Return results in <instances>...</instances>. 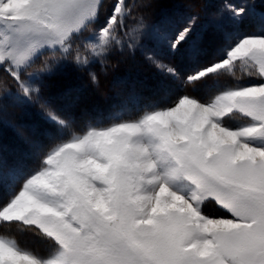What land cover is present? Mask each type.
<instances>
[{"label": "snow or ice", "instance_id": "snow-or-ice-1", "mask_svg": "<svg viewBox=\"0 0 264 264\" xmlns=\"http://www.w3.org/2000/svg\"><path fill=\"white\" fill-rule=\"evenodd\" d=\"M198 2L181 0V11L148 26L142 16L125 24L137 6L128 0H109L103 20L105 0H0V123L9 126V106L30 105L47 125L24 138L34 168L14 159L5 171L0 155V184L9 187L0 225L51 244L39 254L0 233V264H264V0H223L204 25L182 10ZM246 19L258 31H241ZM226 21L224 46L200 63L194 33ZM125 48L141 50L180 93L138 117L79 131L41 97L40 83L63 61L87 67ZM237 67L258 82L217 85L204 99L183 91L235 78ZM11 126L22 136L25 126ZM208 203L222 214H205Z\"/></svg>", "mask_w": 264, "mask_h": 264}, {"label": "rangeland", "instance_id": "rangeland-1", "mask_svg": "<svg viewBox=\"0 0 264 264\" xmlns=\"http://www.w3.org/2000/svg\"><path fill=\"white\" fill-rule=\"evenodd\" d=\"M108 2L109 0H105V6L100 10V20H103L106 14ZM222 2L223 0H199V2L195 4V6L189 7L186 5L182 10L186 13L198 14L201 18L200 24L204 25L206 21L211 18V14L217 10L218 6ZM233 2H238V0H233ZM180 3L181 0H128V4L130 7L133 4L137 6L132 8V16H130L125 21V24L132 25L136 23V18L142 16L143 22L146 25L151 26L153 24H156L164 14L172 11H181V9L178 7ZM95 27L96 25H91L90 29ZM231 30V24L226 21L225 27L220 31H213L211 29L206 30L204 27H198L197 32L194 33V37L197 41L201 39L200 37L202 36V34H205V36L208 37V44L212 45V49L210 51V53H212V59L215 56L217 50L224 46L226 42V34ZM240 30L243 32L251 33L258 31V28L256 25L252 24L246 19L240 25ZM85 35H87V33H85ZM152 50L158 51V49L155 48ZM208 52L209 51H207V53ZM50 56L51 53L46 50L43 56L37 58L35 64L33 65V69H30L29 71H32L36 67H38L44 57ZM165 62L175 63L174 59L167 57L165 58ZM49 63H53V61L50 59ZM90 73H94L97 77L96 83H93L91 81L89 75ZM123 75L129 77L128 80L130 81V84H125L126 82L124 83L120 81V77ZM69 82L77 83L80 85L82 84L90 88L91 92L87 91V93L88 100L92 102L102 101L103 103H107L111 98L109 94L118 92L119 95L117 94L118 96H114L113 99H123L124 94H128L129 96L127 99H129L137 94V96L147 99L146 101L149 102V107H164L181 91L178 87H166V85L168 84V78L145 61L143 52L141 50H137L133 55L127 50V48H125V50L122 52L119 50H113L102 61L98 60L87 67H75L70 61H63L61 67L53 71L51 75L46 76L40 83L39 86L41 89V97L45 101H47L46 95L48 91H50L51 89H59L61 87H64ZM255 82H258L256 77H249L245 75L242 69L237 67L235 78L230 76H221L218 77L215 81L210 80L203 85L197 86L195 88L189 87L183 89V91L191 96L197 97L199 99H204L208 95L209 90L213 87H216L217 85L224 86L234 84H249ZM122 93L123 97L121 96ZM127 99H125L121 103L122 105L120 108L109 112L106 123L101 124L97 121L89 124L107 125L113 122V120L115 119L135 118L141 115L143 111L140 113L132 112L131 105L127 102ZM55 103L60 102H49L51 107H53L55 110L62 114H66L64 111H62V108L58 106L59 104ZM61 103H63L62 105H65L66 102L62 101ZM7 111V120L9 121V126H5L0 123V144H24L27 149H31L29 145L24 142V138H37V133H35L36 135H34V133H31L29 130L23 128L22 136H17L16 129H14L11 125L19 126V121L21 119L20 117H18L19 115L31 114L33 116L32 119L35 118L44 120L38 106H9ZM226 122L232 126H236V124L242 123V121L230 120ZM43 125L46 127V122ZM43 125L40 126L43 127ZM74 127L78 131L86 128L84 127L81 129V127L78 125H74ZM45 141L47 140H42V142ZM4 152L6 153V146L5 148H0V155L3 156L6 162L4 170L7 171V165L13 161V158L5 156ZM15 186L18 187V183ZM0 188L2 190H0V201L2 202L6 200L9 195L8 182L0 184ZM203 211L209 216H219L222 214V211L218 209L217 206L213 203L206 204ZM2 226L3 225H0V233H4L9 235L10 237H14L19 242L20 246L29 248L39 254H46L50 251V242L42 236L36 235L34 232L29 230H17L15 225H4L5 229L1 228Z\"/></svg>", "mask_w": 264, "mask_h": 264}, {"label": "trees", "instance_id": "trees-1", "mask_svg": "<svg viewBox=\"0 0 264 264\" xmlns=\"http://www.w3.org/2000/svg\"><path fill=\"white\" fill-rule=\"evenodd\" d=\"M200 38L201 39H199L198 42L203 46L204 53L200 57L199 62L205 63L206 61H208V59H211L212 57L211 55L212 53H210L212 49V45L208 44L209 39L208 37L205 36V34H202ZM207 51L209 52L207 53ZM174 62L179 64L181 71H191L192 69H194V65L191 62L188 61L178 62L176 60H174ZM128 79L129 77L126 75L120 77V81L124 83L126 82L125 84L127 83L130 84V81ZM87 91L91 92V89L82 84L80 85L77 83L69 82L64 87H61L59 89H51L50 91H48L46 98H47V102L48 101L60 102L55 104H59L58 106L62 108V111H64L68 115H71L74 119V125H78L82 129L86 127L89 123H94L97 121L101 124L106 123V119L108 118L109 112L117 108H120L122 105L121 103L129 96L128 94L126 95L124 94L123 99L120 98L113 99V97L118 94L117 92V93L109 94L111 96L110 101H108L109 103L108 102L103 103L102 101L92 102L88 100ZM122 95L123 93L121 94V96ZM146 100H147L146 98L139 97L137 96V94H135L134 96H132V98L127 99V102L131 105L132 112L140 113L146 110L147 108H149V102ZM62 101L66 102L65 105H62L63 104L61 103ZM18 117L21 118L19 121V125L25 126L24 127L25 129L29 130L31 133L34 132L37 133L38 136L40 130L43 129V127H45L43 125L45 123L44 120L35 119V118L32 119L33 116L31 114L19 115ZM40 125H43V127H41ZM39 138H41V140L43 141L46 139L44 137H39ZM43 143L47 145L50 143V141L47 140ZM0 145H1L0 148H5L6 146V153L4 152L5 156L12 157L13 160L14 158L22 160L26 169H31L36 166V160L33 154L31 153L32 152L31 149H27L24 144L18 145L15 143H5ZM1 228L5 229L4 225Z\"/></svg>", "mask_w": 264, "mask_h": 264}]
</instances>
